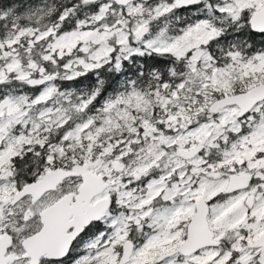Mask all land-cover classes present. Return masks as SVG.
Here are the masks:
<instances>
[{
  "label": "snow or ice",
  "instance_id": "snow-or-ice-1",
  "mask_svg": "<svg viewBox=\"0 0 264 264\" xmlns=\"http://www.w3.org/2000/svg\"><path fill=\"white\" fill-rule=\"evenodd\" d=\"M0 264H264V0L0 2Z\"/></svg>",
  "mask_w": 264,
  "mask_h": 264
},
{
  "label": "trees",
  "instance_id": "trees-1",
  "mask_svg": "<svg viewBox=\"0 0 264 264\" xmlns=\"http://www.w3.org/2000/svg\"><path fill=\"white\" fill-rule=\"evenodd\" d=\"M0 2H6V0H0Z\"/></svg>",
  "mask_w": 264,
  "mask_h": 264
}]
</instances>
